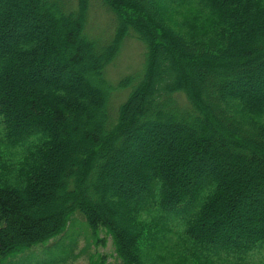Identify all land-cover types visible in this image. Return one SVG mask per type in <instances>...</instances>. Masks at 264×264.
Listing matches in <instances>:
<instances>
[{
	"label": "trees",
	"instance_id": "1",
	"mask_svg": "<svg viewBox=\"0 0 264 264\" xmlns=\"http://www.w3.org/2000/svg\"><path fill=\"white\" fill-rule=\"evenodd\" d=\"M9 2L0 152L15 162L0 174V261L80 213L110 233L123 264H253L264 248V209L248 212L264 197V0H100L116 20L104 45L88 31L90 0ZM127 38L143 44L145 67L115 87L105 69ZM152 145L170 153L140 159ZM130 147L139 153L124 160Z\"/></svg>",
	"mask_w": 264,
	"mask_h": 264
},
{
	"label": "rangeland",
	"instance_id": "2",
	"mask_svg": "<svg viewBox=\"0 0 264 264\" xmlns=\"http://www.w3.org/2000/svg\"><path fill=\"white\" fill-rule=\"evenodd\" d=\"M9 1L10 2L8 7L15 9V5L12 3L16 2V0ZM71 1L76 2V0ZM90 4L92 7L89 17L90 19L88 31L102 44H108L115 35V16L111 12L106 10V8L101 4L100 0H90ZM39 22L42 25H46L48 23V21L45 19H42ZM145 54L146 52L141 42H139L135 38H127L124 41L122 48L115 60L110 62L105 69V78L107 79L109 84L117 87L119 86V83L128 76L142 75L145 67ZM183 67L184 71H186L187 69L185 68V66ZM187 81H189V79H187ZM131 91V88H123L118 89L116 92H114L113 101L115 109L124 101H126ZM251 91L256 95L262 92L258 90ZM159 132L160 134L166 133L165 129H161L159 130ZM200 133L201 130L197 129L196 133L190 134L189 140L194 139V137L196 139L199 138V136L201 135ZM164 137L167 138L168 141L171 140L168 135H164ZM214 146L216 147V149L218 148V144H216V142L214 143ZM10 150L5 149V151L0 152V174L3 172L4 164L9 166L11 165V163L15 162V157L12 155V153H14V150L12 153H10ZM142 151L143 156L140 159H143L145 157L153 158L160 155L166 156L170 153L168 149L163 150L158 148V146L156 145H152L147 149H142ZM131 153L138 155L139 152L137 150H134L133 147H130L129 152L126 155H123V159L129 160L128 157L131 156ZM221 156L224 157L223 155ZM233 160L238 161L237 159ZM197 161L206 165H211L212 163L211 158L209 159L208 157H204L202 158V160L200 159ZM222 166L226 171H231L228 163H225ZM243 169H245L244 173L246 172L247 174L248 171L252 169V165L246 162V166L241 169L238 168V171H243ZM177 172L181 173L183 171L181 168H177ZM236 175L239 176L238 172L236 173ZM258 176L261 179H264L263 173H259ZM131 186H134L133 188H135L134 184H131ZM249 193L251 194V192ZM244 204H242L237 209L236 214L238 217L235 218L236 222H238L239 220L241 221V218L239 216H241L243 210L245 209ZM248 208L249 214L254 217L256 211L264 209V197H260L257 200L255 199L252 205L248 204ZM172 218H174V220L177 222V219H175L177 217ZM235 221L232 222L235 223ZM243 223H245V221ZM161 225L162 224H160V226ZM176 225L177 224H173L172 227L181 228L180 226H182V224H180V226ZM171 243L172 241H167V245H171ZM93 258L94 260H98V262L103 259L105 264H123L121 258L116 252V245L110 233L105 229H99L97 232L93 231L91 228H89L86 219L82 214L74 213L71 220L67 223V226L62 235H58L57 237L50 239L45 243L33 247L31 250L22 253L20 257L17 256V258L5 262L0 261V264H49L53 261L55 262L54 264H91ZM249 260H251L253 264H264V248L252 253V255H250L249 257ZM193 264L200 263L197 260H193ZM228 264L234 263L228 262Z\"/></svg>",
	"mask_w": 264,
	"mask_h": 264
}]
</instances>
